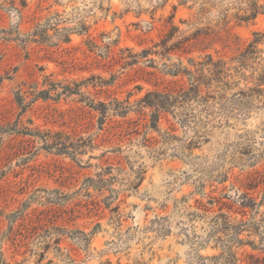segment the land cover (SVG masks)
<instances>
[{
    "label": "rangeland",
    "instance_id": "rangeland-1",
    "mask_svg": "<svg viewBox=\"0 0 264 264\" xmlns=\"http://www.w3.org/2000/svg\"><path fill=\"white\" fill-rule=\"evenodd\" d=\"M245 1L209 0L199 13L177 0H0V264H196L220 253L198 243L206 223L188 214L203 213L200 202L251 219L237 197L258 202L264 190V112L186 150L191 131L165 114L147 129L138 103L186 82L166 74L173 65L227 60L263 32L264 10L234 18ZM172 26L168 46L192 39L165 53ZM246 234L255 249L233 248L238 264H264L261 234Z\"/></svg>",
    "mask_w": 264,
    "mask_h": 264
},
{
    "label": "trees",
    "instance_id": "trees-1",
    "mask_svg": "<svg viewBox=\"0 0 264 264\" xmlns=\"http://www.w3.org/2000/svg\"><path fill=\"white\" fill-rule=\"evenodd\" d=\"M166 1L162 0L163 3ZM177 1L178 5L186 6L188 9L198 4L199 13L207 12L206 6L212 5L209 0ZM243 4L234 15L240 22L254 19L264 10V7L254 0H246ZM79 28L85 31L83 24L79 25ZM176 31L177 28L172 26L161 41L165 53L179 50L192 39L182 37L168 46ZM63 42H69V37L66 36ZM188 62L189 67H183L178 63L166 71V74L172 77L186 78L185 83L171 91L147 92L139 101L140 108L151 111V119L145 125L147 129L158 132L160 115H170L180 128L193 133L189 143L182 147L190 150L189 148L196 143L194 140L199 138L205 140L211 129L230 127L231 120L244 119L252 113L264 112V31L253 33L252 39L245 47L227 60L215 59L207 54L199 57L198 61L189 59ZM48 93L49 91H41L38 94L44 99L49 96ZM98 104L102 109L106 107L104 103ZM117 105L122 104L117 102ZM126 114L122 111L119 116L125 117ZM200 130H203L202 135H198ZM225 179V176L219 179V183H223ZM257 199L258 197L254 198L248 193H242L237 197L239 213L242 216L250 213L252 217L249 221H233L221 212L213 214L210 208L198 202L203 213L188 214L193 221L200 219L206 223V234L203 238H198L200 240L198 243L204 245L212 243L213 248L219 249L220 253L199 258L196 264H238L233 248L249 245L255 249L252 241L241 238L245 233L247 237L261 234L259 243L264 244V211H260L264 207V190L258 202ZM212 202L213 198H209L207 204L211 205ZM211 213L212 215H207Z\"/></svg>",
    "mask_w": 264,
    "mask_h": 264
}]
</instances>
